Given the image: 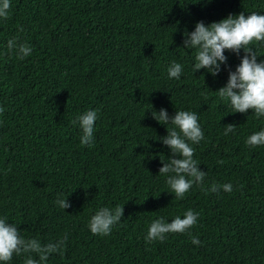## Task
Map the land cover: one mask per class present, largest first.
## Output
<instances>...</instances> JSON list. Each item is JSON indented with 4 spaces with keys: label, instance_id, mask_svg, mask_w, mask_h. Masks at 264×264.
Returning a JSON list of instances; mask_svg holds the SVG:
<instances>
[{
    "label": "trees",
    "instance_id": "trees-1",
    "mask_svg": "<svg viewBox=\"0 0 264 264\" xmlns=\"http://www.w3.org/2000/svg\"><path fill=\"white\" fill-rule=\"evenodd\" d=\"M10 2L9 18H0V217L42 244L67 235L63 254L46 264H264V146L245 143L264 117L232 113L216 92L244 51L225 50L227 65L213 77L194 72L195 50L183 48L197 22L264 15V0ZM13 37L31 46L30 56L8 50ZM249 47L264 60V42ZM173 61L183 68L179 80L168 76ZM161 108L169 117L197 113L204 132L191 146L206 175L182 199L159 174L172 156L160 138L173 127L153 119ZM87 110L98 118L93 143L82 146L72 120ZM228 124L235 132L224 135ZM214 183L233 190L208 191ZM61 193L71 205L64 210L55 203ZM117 205L120 223L93 235L91 217ZM189 209L199 214L192 228L146 241L153 220L170 223Z\"/></svg>",
    "mask_w": 264,
    "mask_h": 264
},
{
    "label": "clouds",
    "instance_id": "clouds-1",
    "mask_svg": "<svg viewBox=\"0 0 264 264\" xmlns=\"http://www.w3.org/2000/svg\"><path fill=\"white\" fill-rule=\"evenodd\" d=\"M208 2L210 3L211 0ZM10 9V0H0V18L8 19ZM183 35V48L194 49L196 53L194 72L204 69L213 77L220 73L222 65H227L228 57L224 54L225 50L237 56L241 50L244 51L235 71L229 70L226 85L216 92L222 100L230 103L234 109L232 113H247L251 110L257 119L264 117V60L258 62L257 53L249 47L253 42H264V15L253 11L245 16L241 12L207 26L203 21H199L195 24L194 31H185ZM7 48L10 52L15 49L17 58L21 60L32 53L31 46L18 43L16 37L8 40ZM182 71V65L173 61L168 67V76L179 80ZM4 111L5 109L0 106V114ZM152 117L162 125L170 123L173 126L167 129L165 137L160 138L162 143L171 149L172 156L167 162L160 159L163 167L159 169V174L167 176L166 183L171 193H174L175 198L182 199L193 184L202 186L206 175V172L199 169V164L194 159L195 148L191 146L199 144L204 139V132L198 122L199 117L197 113L185 110L176 111L174 116L169 117L168 112L163 108L152 113ZM97 118L98 110H87L72 120V124H78L82 130L80 138L82 146H90L93 143L94 124ZM235 129L236 125H226L224 135L235 132ZM245 143L250 147L264 146V129L251 134ZM221 189L231 193L233 185L214 183L208 191L215 193ZM55 203L63 210L71 206L63 193L59 194ZM123 215V206L101 207L91 217L88 227L93 235H110L112 228L120 223ZM198 216V213L189 209L184 213L183 218L176 216L170 223L162 217L155 219L151 222L145 239L148 242L156 240L163 242L166 234L184 233L196 225ZM66 242L67 235L47 244H42L38 238L26 239L21 236L16 224L9 223L7 217H0V262L3 264H9L14 255H24V264H46L50 254H63ZM191 242L200 244L195 236L191 237ZM32 254L38 259L33 258Z\"/></svg>",
    "mask_w": 264,
    "mask_h": 264
}]
</instances>
